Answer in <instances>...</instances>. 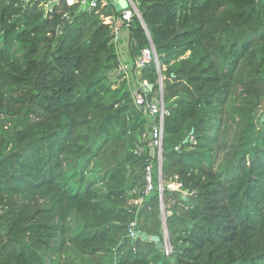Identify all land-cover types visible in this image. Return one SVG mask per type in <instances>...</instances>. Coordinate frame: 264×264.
Segmentation results:
<instances>
[{
	"label": "trees",
	"instance_id": "trees-1",
	"mask_svg": "<svg viewBox=\"0 0 264 264\" xmlns=\"http://www.w3.org/2000/svg\"><path fill=\"white\" fill-rule=\"evenodd\" d=\"M133 1L0 0V264H264V0Z\"/></svg>",
	"mask_w": 264,
	"mask_h": 264
},
{
	"label": "built area",
	"instance_id": "built-area-1",
	"mask_svg": "<svg viewBox=\"0 0 264 264\" xmlns=\"http://www.w3.org/2000/svg\"><path fill=\"white\" fill-rule=\"evenodd\" d=\"M67 2L72 5L74 3H87L91 7H96L97 6V0H67ZM138 14L136 8L134 6H129L128 8L124 9L122 12L121 16V23L125 27H129L130 23L133 19V17ZM106 22H110V18L107 17L105 19ZM120 30L119 26H114L113 32L114 34L118 35ZM158 62L156 54H155V49L153 46L146 47L142 50L141 55L138 57L136 63L138 68H142L145 65L151 63V62ZM148 84L147 81H144L142 83L143 86H146ZM134 96H135V103L142 107L145 112L150 113L153 116L159 115V124L155 125L152 130V140H151V146L153 149L157 152L159 161L161 160L162 157V149H163V136H164V119L166 114H168V111L165 108L164 105V96L161 93L159 97L156 100L149 101L147 98L140 92L139 89L134 90ZM148 181L149 184L147 186V191H150L153 186L151 184V166L149 165L148 168ZM135 222L131 223V229H130V236L135 237L136 233L134 230ZM166 241V246L163 249L166 254H170L173 249L170 243Z\"/></svg>",
	"mask_w": 264,
	"mask_h": 264
},
{
	"label": "water",
	"instance_id": "water-1",
	"mask_svg": "<svg viewBox=\"0 0 264 264\" xmlns=\"http://www.w3.org/2000/svg\"><path fill=\"white\" fill-rule=\"evenodd\" d=\"M108 1L114 5V7L117 11H122L123 9H126L129 6H134L136 8V10L139 12L138 7L133 0H108ZM80 9L90 11V8L88 7L87 3H83L81 5ZM144 25H145V23H144ZM152 45L155 47L154 43H152ZM156 54H157V52H156ZM160 77H161V72H160ZM152 87H153V85L149 83L146 86V90L152 89ZM1 159H2V157L0 156V161H1ZM135 233H136L137 237H140L143 240L154 241L157 244V247L160 249H164L166 246V241L161 240V238L159 236L150 235L149 233H147L145 231H141V230H136Z\"/></svg>",
	"mask_w": 264,
	"mask_h": 264
},
{
	"label": "clouds",
	"instance_id": "clouds-1",
	"mask_svg": "<svg viewBox=\"0 0 264 264\" xmlns=\"http://www.w3.org/2000/svg\"><path fill=\"white\" fill-rule=\"evenodd\" d=\"M107 2L105 3V4H107V3H109V1L108 0H106ZM136 4V3H135ZM82 5V4H81ZM88 5V7L90 8V11H91V6L89 5V4H87ZM124 10V9H123ZM123 10H122V12H123ZM138 12V11H137ZM140 12V11H139ZM138 12V14H136V15H138V16H140V13ZM122 16V15H121ZM141 17V16H140ZM107 18V17H106ZM109 18H110V22H108V23H113V28H114V26H119L120 27V30H121V28H128V27H125V26H123L122 25V23H121V17L120 18H118V21H119V24H118V22H117V18H115V17H110L109 16ZM131 24V23H130ZM120 30H119V33H118V35H117V37H116V35L114 34V32H113V34L115 35V39H119L120 38ZM153 43V42H152ZM152 43H151V46H153L152 45ZM154 47V46H153ZM154 49H155V54H156V48L154 47ZM156 57H157V60H158V62H156V64L159 66V58H158V55L156 54ZM138 59V58H137ZM137 61V60H136ZM137 64V63H136ZM126 67V66H125ZM125 67H121L120 68V70L121 71H125L126 70V68ZM139 69H141V68H139ZM162 83H163V81H162ZM149 84V83H148ZM147 84V85H148ZM146 85V86H147ZM146 86H145V88H146ZM163 94V92H162V86H161V91H160V94ZM162 155H163V149H162ZM161 161H162V157H161V160H160V163H161ZM136 231V230H135ZM135 237H137V235L135 236ZM165 240V239H164Z\"/></svg>",
	"mask_w": 264,
	"mask_h": 264
},
{
	"label": "crops",
	"instance_id": "crops-1",
	"mask_svg": "<svg viewBox=\"0 0 264 264\" xmlns=\"http://www.w3.org/2000/svg\"><path fill=\"white\" fill-rule=\"evenodd\" d=\"M110 3V2H109ZM112 4V3H111ZM113 5V4H112ZM113 7H114V5H113ZM117 22H118V24H119V21H118V19H117ZM128 34H129V32H128V30H126V28H121V30H120V37H122V38H127L128 37ZM125 44V43H124ZM128 50H129V46L127 45V44H125V46L121 49V53L123 54V53H127L128 52ZM125 53V54H126ZM123 57H125V55L123 56ZM126 65H122V67H125ZM126 68V67H125ZM171 187H173L172 185H171ZM176 187V186H175ZM174 187V188H175Z\"/></svg>",
	"mask_w": 264,
	"mask_h": 264
},
{
	"label": "rangeland",
	"instance_id": "rangeland-1",
	"mask_svg": "<svg viewBox=\"0 0 264 264\" xmlns=\"http://www.w3.org/2000/svg\"><path fill=\"white\" fill-rule=\"evenodd\" d=\"M163 76H162V74H161V77H160V79H159V82H160V85L161 86H163V83H162V81H163ZM162 92H163V90H162ZM173 187H175V185H172ZM164 239L165 240H167V242L168 243H170V239H169V235H168V230H167V227H166V225L164 226Z\"/></svg>",
	"mask_w": 264,
	"mask_h": 264
}]
</instances>
